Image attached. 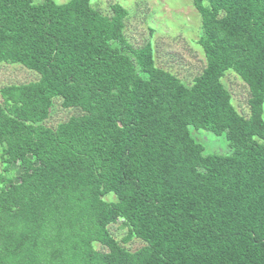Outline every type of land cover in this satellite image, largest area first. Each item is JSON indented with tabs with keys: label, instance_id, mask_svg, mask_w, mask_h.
Here are the masks:
<instances>
[{
	"label": "trees",
	"instance_id": "16d2710c",
	"mask_svg": "<svg viewBox=\"0 0 264 264\" xmlns=\"http://www.w3.org/2000/svg\"><path fill=\"white\" fill-rule=\"evenodd\" d=\"M95 1L0 0V64L37 74L0 88V264H264V0H191L190 86ZM57 106L76 113L50 127Z\"/></svg>",
	"mask_w": 264,
	"mask_h": 264
},
{
	"label": "rangeland",
	"instance_id": "374dc122",
	"mask_svg": "<svg viewBox=\"0 0 264 264\" xmlns=\"http://www.w3.org/2000/svg\"><path fill=\"white\" fill-rule=\"evenodd\" d=\"M60 4L67 0H53ZM118 3L128 10L125 35L134 47L147 42L154 49L156 66L171 72L185 85L190 86L204 66L205 58L200 46L196 43L200 33V18L191 0H96L95 8L107 14L110 5ZM37 79L33 71L17 64H0V88L5 85L23 84ZM222 83L231 94L232 104L242 115H247L248 89L232 72H227ZM1 102V99H0ZM75 111L65 110L57 106L51 117L46 121L50 127L64 121ZM262 117L264 119V104ZM203 140L212 152H225L226 146L213 134L200 131ZM222 148V149H221ZM227 154V153H226ZM114 199V197H109ZM117 239L126 234L120 223L110 226ZM143 245L138 239H132L124 246L134 251Z\"/></svg>",
	"mask_w": 264,
	"mask_h": 264
}]
</instances>
